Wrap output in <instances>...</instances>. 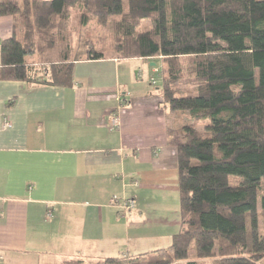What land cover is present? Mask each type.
Masks as SVG:
<instances>
[{"label":"trees","instance_id":"obj_1","mask_svg":"<svg viewBox=\"0 0 264 264\" xmlns=\"http://www.w3.org/2000/svg\"><path fill=\"white\" fill-rule=\"evenodd\" d=\"M73 8L83 25L114 19L118 55L74 51ZM0 16L14 18L1 80L71 87L80 61L163 59L164 103L185 119L184 140L172 132L182 228L166 248L96 264H264V0H1Z\"/></svg>","mask_w":264,"mask_h":264},{"label":"crops","instance_id":"obj_2","mask_svg":"<svg viewBox=\"0 0 264 264\" xmlns=\"http://www.w3.org/2000/svg\"><path fill=\"white\" fill-rule=\"evenodd\" d=\"M13 35L14 18L0 16V68ZM157 68L143 59L80 61L71 87L0 79V264H96L159 250L130 255L168 226L156 210L143 219L150 194L163 195L160 213L178 193V139L151 82ZM114 115L120 125L110 130ZM124 199L137 204L126 218L115 203Z\"/></svg>","mask_w":264,"mask_h":264},{"label":"rangeland","instance_id":"obj_3","mask_svg":"<svg viewBox=\"0 0 264 264\" xmlns=\"http://www.w3.org/2000/svg\"><path fill=\"white\" fill-rule=\"evenodd\" d=\"M80 14L81 11L77 8H73L71 10V18L69 20V29L71 31V43L74 48L75 52H87L88 49H91V47H95L96 50L102 51L107 56H116L118 55L115 51V46L117 43V35L115 34V27H114V19L107 25L102 26L97 24L94 20H91L88 25L81 24L80 21ZM59 27H61L59 22H56ZM59 23V24H58ZM153 27V22L151 20H145L141 22V25L138 28V32L149 30ZM17 31L21 34V39H24V30L22 27H20ZM58 37H62V34L60 33ZM68 40V35L66 36ZM158 64L157 72L153 73L152 79H156L158 82V86H161L163 83V74L162 70L164 67L163 59L162 57H157L154 59H151ZM38 63V61H37ZM130 65L132 62H127ZM136 63H138L136 61ZM184 63V62H183ZM138 72H140V67H138L137 70L134 71V76L136 79V76L138 77ZM141 79V77H140ZM152 82V80H151ZM171 112V111H170ZM184 117H175L173 114L171 115L169 119V123L173 126L172 132L175 133L177 136L179 135L184 140V135L182 132H179V128L184 123ZM202 127L200 125L199 128ZM174 135L172 134V137ZM177 140V137L175 138V141ZM177 151V149H176ZM241 179L240 178H230L231 184L235 185L237 184ZM171 193V192H170ZM162 194H150V200L148 203H145V211L143 212V219L147 220V217L151 215L156 210V217L162 219V221H166V224L168 225L166 228L157 229L158 231H155L154 233H157L158 235H161L162 237L158 240V237H149L151 238L150 243L144 244L142 242L141 244L136 245L135 247L131 246L130 255H136L139 252H148L150 250L155 249H161L166 248L172 244V242L169 241V237H173V234L180 232L179 226H182L181 219H180V203H179V194H168L167 199L165 202L161 203V210L160 213H157L158 209L156 205L158 204L156 199L159 197H162ZM263 219V218H262ZM261 219V220H262ZM170 221V222H169ZM175 221V222H172ZM168 222V223H167ZM178 224V225H177ZM175 225V227H174ZM144 238V237H140ZM146 238V237H145ZM128 255V256H130ZM195 249L191 251V259H195ZM128 264V263H125ZM184 264V263H180Z\"/></svg>","mask_w":264,"mask_h":264},{"label":"built area","instance_id":"obj_4","mask_svg":"<svg viewBox=\"0 0 264 264\" xmlns=\"http://www.w3.org/2000/svg\"><path fill=\"white\" fill-rule=\"evenodd\" d=\"M157 72V69L154 70V73ZM153 84H156V79H151ZM120 125V118L118 115H114L111 117L110 122V130H114L115 128L119 127ZM5 127H10L9 123L5 124ZM135 184H138V182L135 181ZM115 203L118 204L119 208L121 209L119 216L122 218H126L129 215H131L136 209L137 204L134 199H124L123 201L115 200ZM53 218L52 211H48L46 214V219L50 220Z\"/></svg>","mask_w":264,"mask_h":264}]
</instances>
